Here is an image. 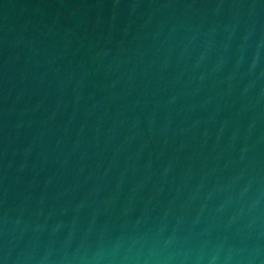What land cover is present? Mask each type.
<instances>
[{
    "label": "water",
    "instance_id": "1",
    "mask_svg": "<svg viewBox=\"0 0 264 264\" xmlns=\"http://www.w3.org/2000/svg\"><path fill=\"white\" fill-rule=\"evenodd\" d=\"M0 264H264V0H0Z\"/></svg>",
    "mask_w": 264,
    "mask_h": 264
}]
</instances>
